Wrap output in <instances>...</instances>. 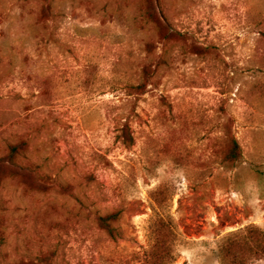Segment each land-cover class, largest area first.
<instances>
[{"label":"rangeland","instance_id":"1","mask_svg":"<svg viewBox=\"0 0 264 264\" xmlns=\"http://www.w3.org/2000/svg\"><path fill=\"white\" fill-rule=\"evenodd\" d=\"M142 2L0 0V159L26 142L17 170L0 162V264H142L156 188L166 264H222L228 233L264 231V0H158L169 40ZM143 64L152 85L127 96ZM115 210L109 233L97 216Z\"/></svg>","mask_w":264,"mask_h":264},{"label":"trees","instance_id":"2","mask_svg":"<svg viewBox=\"0 0 264 264\" xmlns=\"http://www.w3.org/2000/svg\"><path fill=\"white\" fill-rule=\"evenodd\" d=\"M45 1L43 0V3ZM142 5H144L143 17L158 28L159 38L161 40L172 39L174 33L168 28L166 19L159 9L158 0H143ZM48 8V5L42 4V17H46ZM192 47L193 52H196L197 47ZM153 76V71L150 70L149 65L143 64L141 66L140 79L136 83L126 84L124 88L125 94L134 98L142 96L147 92L148 87L152 85ZM221 132L223 143L221 164L227 169L237 168L241 162L242 153L238 139L233 132V120L231 118L226 119L222 123ZM122 140L126 147L131 145L133 138L128 130L123 131ZM24 147H26V142L21 138L17 142L10 144L8 153L4 158L0 159V162L11 163L14 166L13 168L16 169L15 158L20 155ZM16 170H14V173L20 175V172ZM2 179L3 174L0 175V181ZM162 193H164L162 188H156L150 193L151 209L153 211L150 232L154 240L149 251L145 253L141 260L142 264H166V257L171 255L172 234H174L175 229L170 217L164 213V202L168 197L162 199ZM120 213L121 210H115L103 216H97L99 226L109 233L113 232V222L119 219ZM219 252L222 264H247L251 260L264 261V231L255 225H246L231 231L223 239Z\"/></svg>","mask_w":264,"mask_h":264}]
</instances>
